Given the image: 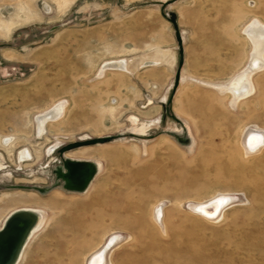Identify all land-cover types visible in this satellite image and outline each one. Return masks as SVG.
<instances>
[{"label":"rangeland","instance_id":"374dc122","mask_svg":"<svg viewBox=\"0 0 264 264\" xmlns=\"http://www.w3.org/2000/svg\"><path fill=\"white\" fill-rule=\"evenodd\" d=\"M261 23L264 0H0V229L19 209L46 216L17 264L104 247L98 264H264V69L242 99L216 87L248 67ZM65 158L98 161L88 189L39 192Z\"/></svg>","mask_w":264,"mask_h":264},{"label":"water","instance_id":"95a60500","mask_svg":"<svg viewBox=\"0 0 264 264\" xmlns=\"http://www.w3.org/2000/svg\"><path fill=\"white\" fill-rule=\"evenodd\" d=\"M163 4L167 2H162ZM168 19L173 23L177 39L180 45V54L183 55L184 47L182 35L179 31L178 18L175 12H171ZM184 61L181 59L176 72L174 82V92L177 90L181 77ZM175 119L184 124V121L174 115ZM176 139L184 145L191 146L194 143L189 131L184 128L183 132L171 131ZM123 140V135L104 136L90 138L83 142L70 144L62 149V152L81 145L104 143L111 140ZM99 172L98 161L89 159L65 158L64 163L54 169L56 180L45 187L35 186L39 192L46 194L56 187H62L69 192L84 193ZM216 202V201H214ZM213 202V203H214ZM212 203V204H213ZM40 213L34 209H19L14 211L5 221L0 229V264H16L20 255L36 225L38 224Z\"/></svg>","mask_w":264,"mask_h":264},{"label":"bare ground","instance_id":"6f19581e","mask_svg":"<svg viewBox=\"0 0 264 264\" xmlns=\"http://www.w3.org/2000/svg\"><path fill=\"white\" fill-rule=\"evenodd\" d=\"M14 24H15L14 22L8 24V27L7 28L9 30H11V27L14 26ZM247 34L252 39V41H253V43L255 45L254 52H253V54H252V56L250 58V64L242 72L236 74L233 77V79L231 81H229L227 84L216 86L221 92H224L226 90L230 91L233 94V96L235 98H237L236 100L242 99L244 97H247V96H249L253 92L254 86H253V83H252V75L255 72H257V71H260V70L264 69V24H262V23L261 24H252L251 26L248 27ZM110 63L108 62V64H110ZM115 63H118L119 64L118 65L119 67L121 66L122 68L123 67L128 68V63L127 62H115ZM105 67H103V69H105ZM107 67H109V66H107ZM62 113H63V106L62 105H58V106H56V108L52 109L51 111L39 115L37 117V124H38V132H39V134H43V132L45 130V125H46V123L49 120H55V119L59 118L62 115ZM261 135L264 136V132H262ZM257 146H264V144L261 145V143H258ZM28 154H29L28 151L23 150L22 153H21V157L28 156ZM230 197H231V195H229V194L228 195H225V196L223 195L221 197H218V199L215 200L216 202L213 201L214 203L211 202V203H209V204H207L205 206V208L207 207L206 208V211H208V212H211V211L214 212V211H216L217 208H218V206H220V204H221V201L220 200H222L223 198L224 199L225 198L226 199H229ZM32 209H34V210H36V211H38L40 213V218H39L38 224L36 225V227L32 231L31 235L33 234V232L38 231V229L43 225V223L46 220V216L43 213V211H41L40 209H36V208H32ZM218 216H219V214H218ZM115 238L116 237H113L111 239H115ZM104 250H105V247L102 250H100L99 252L95 253L89 259L88 264H98L105 257V255H106V253H104L105 252ZM21 255H22V253H21ZM21 255H20V257H21ZM19 259H18V261H19Z\"/></svg>","mask_w":264,"mask_h":264},{"label":"snow or ice","instance_id":"6c2138e0","mask_svg":"<svg viewBox=\"0 0 264 264\" xmlns=\"http://www.w3.org/2000/svg\"><path fill=\"white\" fill-rule=\"evenodd\" d=\"M252 139L255 140L256 138L253 137ZM260 142L264 143V137L260 138ZM224 202L226 203L227 201H224Z\"/></svg>","mask_w":264,"mask_h":264}]
</instances>
